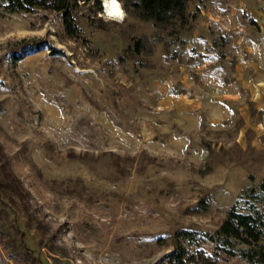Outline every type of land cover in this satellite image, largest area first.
<instances>
[{"label":"rangeland","instance_id":"obj_1","mask_svg":"<svg viewBox=\"0 0 264 264\" xmlns=\"http://www.w3.org/2000/svg\"><path fill=\"white\" fill-rule=\"evenodd\" d=\"M137 1L118 21L79 0L73 37L0 1V264H170L178 231L251 264L202 235L231 206L264 216V0H189L161 24Z\"/></svg>","mask_w":264,"mask_h":264},{"label":"trees","instance_id":"obj_2","mask_svg":"<svg viewBox=\"0 0 264 264\" xmlns=\"http://www.w3.org/2000/svg\"><path fill=\"white\" fill-rule=\"evenodd\" d=\"M3 2L4 11L28 13L34 9L52 10L58 12L65 33L73 37L76 31V8L79 0H0ZM83 1V0H82ZM97 8H99L98 0ZM189 0H138L132 4L135 14L142 19H149L157 24L167 22L169 18L176 16L178 19L184 17L185 3ZM259 188L264 192V180L259 183ZM13 194L17 193L14 188ZM264 229V216L258 207L252 205L247 212L237 211L231 206L213 235L203 234L202 239L215 243L220 242L223 247L230 243V239L249 246L242 252L251 264H264V251L253 249L259 241ZM178 242L174 249L166 256L170 264H216L218 254L215 252L207 255L201 250L190 251L186 244H197L196 234L188 231H178L175 234ZM183 243H181V242ZM221 251L233 255V253L222 248ZM256 262H254V260Z\"/></svg>","mask_w":264,"mask_h":264},{"label":"clouds","instance_id":"obj_3","mask_svg":"<svg viewBox=\"0 0 264 264\" xmlns=\"http://www.w3.org/2000/svg\"><path fill=\"white\" fill-rule=\"evenodd\" d=\"M105 11L107 13L106 19H116L122 21L125 13L122 10L118 0H103Z\"/></svg>","mask_w":264,"mask_h":264},{"label":"bare ground","instance_id":"obj_4","mask_svg":"<svg viewBox=\"0 0 264 264\" xmlns=\"http://www.w3.org/2000/svg\"><path fill=\"white\" fill-rule=\"evenodd\" d=\"M107 14V13H106Z\"/></svg>","mask_w":264,"mask_h":264}]
</instances>
